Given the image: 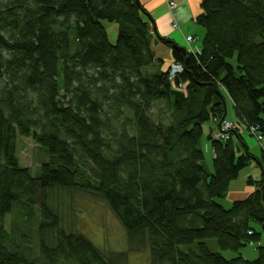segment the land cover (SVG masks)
<instances>
[{"label":"trees","instance_id":"16d2710c","mask_svg":"<svg viewBox=\"0 0 264 264\" xmlns=\"http://www.w3.org/2000/svg\"><path fill=\"white\" fill-rule=\"evenodd\" d=\"M202 8L200 52L158 35L184 65L172 78L157 69L154 19L140 0H0V264H125L146 246L150 264H264V245L255 259L227 258L207 242L238 252L261 239L264 181L230 207L218 200L259 158L239 127L228 139L208 128L213 172L201 145L229 99L235 120L264 137V0ZM107 23L118 26L114 40ZM161 102L169 123L153 120ZM19 136L47 155L36 171L19 161ZM58 189L106 201L130 249L108 253L64 228L47 195ZM36 205L35 249L30 232L6 221L20 208L30 223Z\"/></svg>","mask_w":264,"mask_h":264},{"label":"rangeland","instance_id":"374dc122","mask_svg":"<svg viewBox=\"0 0 264 264\" xmlns=\"http://www.w3.org/2000/svg\"><path fill=\"white\" fill-rule=\"evenodd\" d=\"M108 24L109 23H107V25ZM108 30L110 31V28H108ZM114 36L112 37L113 40L116 38ZM173 63L174 61L171 63V65ZM232 105L233 104L229 99L226 105L228 109L227 117L234 119ZM151 109L153 120L157 121L161 119V121H164L165 123L170 122L171 109H169L167 105L164 104V102L159 104L155 103ZM207 126L208 124L206 127ZM206 127H204L205 133L201 140L204 150H206L205 144L211 145V142L208 139ZM219 129L220 127L218 130ZM243 133L246 134L245 137L252 139L255 144H258L260 148L257 150L259 151L255 152L261 155V142H259L256 136L250 133L248 130H243L242 134ZM204 153L206 165L209 170L213 172V158L209 152L207 153L204 151ZM17 155L21 165L31 167L33 171L38 169L37 167L40 166L41 162L47 156L40 144H38L32 137L26 136H19L17 139ZM47 195L49 202L60 215V220H62V226L64 228L79 232L81 231V233L86 235L95 246L108 253L124 252L130 249L127 233L122 226L121 221L109 207L106 201L97 198H91L79 191L70 192L62 189L50 191ZM222 199L224 198H220L218 200ZM225 206L230 207L231 205L228 204ZM39 209L40 206L36 205L34 216L32 217V220H30V223H28V217L25 215L26 212H23V209L20 208H17L14 213L10 214L6 221L9 230L12 229V224L17 222V224L20 225V229L30 232L31 240L33 241L35 249L37 248V243L39 241L38 224L41 216ZM257 227L260 229L259 226ZM207 242L213 251L219 253L221 252L223 253L222 255H225L227 258H232L242 254L246 258L255 259L259 254L258 246L264 245V233L262 234L260 240L247 244L238 252L229 249L222 250L220 245H218L217 239L215 238L207 239ZM146 247H141V249L137 251L129 252L125 264H150V253ZM187 247L188 246H184L186 249Z\"/></svg>","mask_w":264,"mask_h":264},{"label":"crops","instance_id":"0c3cea01","mask_svg":"<svg viewBox=\"0 0 264 264\" xmlns=\"http://www.w3.org/2000/svg\"><path fill=\"white\" fill-rule=\"evenodd\" d=\"M144 7L148 10L154 22H151L150 18L146 16L152 27V48L158 56V58L163 60L161 67H157L159 70L166 71L173 61H175L172 49L168 45L160 41L158 35L166 37L175 41L177 44L182 46L189 52H200L203 47V37L205 35V29L200 26L197 22V17L202 14V0H175L178 2V6L174 9L170 8V1L172 0H140ZM175 23L179 25L176 27ZM109 25V24H108ZM107 28H110V36H116L118 32V26L116 23H110ZM188 35H194L195 39L192 41L187 40ZM112 36V37H113ZM114 36V37H115ZM111 37V38H112ZM113 39V38H112ZM233 107V105H232ZM235 109L233 108V116H235ZM207 131L213 129V135L218 136V127L216 125L208 124L206 127ZM209 128V129H208ZM243 132V130H242ZM243 140L248 147L258 158L248 166L244 168L239 177L234 179L230 183V188L228 190L227 196L219 202L224 205H231L235 200L244 199L254 191L259 189L257 181H264V162L263 151L261 148V155L257 154L255 151L258 148V144L254 143L252 139H248L246 134H242ZM202 145V142H201ZM205 152H209L212 158L214 157V152L212 146L205 144ZM206 164V160L204 161ZM249 179L253 180L250 183ZM229 207V206H227Z\"/></svg>","mask_w":264,"mask_h":264},{"label":"built area","instance_id":"2783aa9c","mask_svg":"<svg viewBox=\"0 0 264 264\" xmlns=\"http://www.w3.org/2000/svg\"><path fill=\"white\" fill-rule=\"evenodd\" d=\"M178 6V2H176L175 0L170 1V8L174 9L175 7ZM179 24L175 23V26L177 27ZM195 39V36L193 35H188L187 36V40L188 41H192ZM170 75L172 78L176 77L179 73H181L184 70V65L178 61H174V63L172 65H170ZM184 88V84H181L180 89ZM220 129L218 131V138H222V139H228L230 136V131L234 130L235 128L239 127L240 131L242 130H248L250 133H252L253 135L256 136V138L260 141H263L264 137L262 136V134L259 131V127L258 126H250V127H246L243 124L238 123L235 118H226L225 120L222 121V123L220 124Z\"/></svg>","mask_w":264,"mask_h":264},{"label":"water","instance_id":"95a60500","mask_svg":"<svg viewBox=\"0 0 264 264\" xmlns=\"http://www.w3.org/2000/svg\"><path fill=\"white\" fill-rule=\"evenodd\" d=\"M184 53L186 54V49L184 48Z\"/></svg>","mask_w":264,"mask_h":264}]
</instances>
